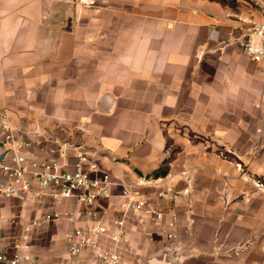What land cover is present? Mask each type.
<instances>
[{
  "label": "crops",
  "instance_id": "crops-1",
  "mask_svg": "<svg viewBox=\"0 0 264 264\" xmlns=\"http://www.w3.org/2000/svg\"><path fill=\"white\" fill-rule=\"evenodd\" d=\"M236 3L0 0V117L29 138L40 129L84 144L123 182L167 166L177 235L153 228L150 239L134 227L123 264L169 245L182 264H264V191L250 181L264 176V61L223 42L237 15L262 20L264 0ZM112 192L101 203L108 219L120 213L121 186ZM82 210L0 195V246L11 251L28 235L42 264H74L65 242L73 222L25 226L64 211L84 222Z\"/></svg>",
  "mask_w": 264,
  "mask_h": 264
},
{
  "label": "built area",
  "instance_id": "built-area-1",
  "mask_svg": "<svg viewBox=\"0 0 264 264\" xmlns=\"http://www.w3.org/2000/svg\"><path fill=\"white\" fill-rule=\"evenodd\" d=\"M223 41L239 43L256 62L264 61V12L262 20L237 15ZM34 138L26 137L7 113L0 117V195L25 203L46 200H72L83 210L84 222L73 211L47 214L25 226L29 231L52 220H67L73 226L65 234L67 255L74 264H123L124 256L135 250L131 230L141 229L150 239L153 228L167 240L176 237L179 215L176 194L168 176H139L123 182L99 169L86 146L69 140H52L40 129ZM243 170L241 163H236ZM257 190L264 191V176H250ZM113 186H121L120 213L108 219L102 202L113 196ZM146 188L147 190H144ZM167 204V206H166ZM134 218L135 221L130 219ZM28 235L14 241L12 250L0 246V264H42ZM135 264H141L137 260Z\"/></svg>",
  "mask_w": 264,
  "mask_h": 264
},
{
  "label": "water",
  "instance_id": "water-1",
  "mask_svg": "<svg viewBox=\"0 0 264 264\" xmlns=\"http://www.w3.org/2000/svg\"><path fill=\"white\" fill-rule=\"evenodd\" d=\"M67 22H71V10L67 11ZM5 156V151L0 157ZM141 264H182V256L178 253V248L169 245L160 247L140 260Z\"/></svg>",
  "mask_w": 264,
  "mask_h": 264
},
{
  "label": "trees",
  "instance_id": "trees-1",
  "mask_svg": "<svg viewBox=\"0 0 264 264\" xmlns=\"http://www.w3.org/2000/svg\"><path fill=\"white\" fill-rule=\"evenodd\" d=\"M220 1L222 4H228L231 5L233 7L237 6L236 0H217ZM167 173V166L165 164H163L162 166H160L159 168H157L156 170H154L150 175L157 177V176H165Z\"/></svg>",
  "mask_w": 264,
  "mask_h": 264
},
{
  "label": "rangeland",
  "instance_id": "rangeland-1",
  "mask_svg": "<svg viewBox=\"0 0 264 264\" xmlns=\"http://www.w3.org/2000/svg\"><path fill=\"white\" fill-rule=\"evenodd\" d=\"M74 1L76 2V1H78V0H74ZM68 9H70V10H71V21H72V18H73V17H72V16H73L72 14L74 13V9H73L72 3H70V5H69V8H68ZM70 23H71V22H70Z\"/></svg>",
  "mask_w": 264,
  "mask_h": 264
}]
</instances>
